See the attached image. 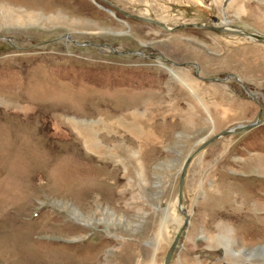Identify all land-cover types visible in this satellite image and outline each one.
<instances>
[{"label": "rangeland", "instance_id": "obj_1", "mask_svg": "<svg viewBox=\"0 0 264 264\" xmlns=\"http://www.w3.org/2000/svg\"><path fill=\"white\" fill-rule=\"evenodd\" d=\"M109 1L264 34V0ZM263 116L264 42L0 0V264H163L187 156ZM182 207L170 264H264V122L195 153Z\"/></svg>", "mask_w": 264, "mask_h": 264}, {"label": "water", "instance_id": "obj_2", "mask_svg": "<svg viewBox=\"0 0 264 264\" xmlns=\"http://www.w3.org/2000/svg\"><path fill=\"white\" fill-rule=\"evenodd\" d=\"M105 1L108 2L109 4L114 5L113 3H111L108 0H105ZM115 8L120 10L126 16L137 18V19L148 20V21H151L157 25H160L161 27L168 29V30H173V29L180 28V27H190V26H192V27L193 26L194 27H205V28H210V29L216 30V31L242 33L248 37H252L254 39H257L259 41L264 42V34L246 30L243 27H240L238 25L228 24L227 21H225L224 24H220V25L209 24V23L200 22V21L199 22L193 21V22H184V23H178L176 25H169L168 26L163 21L155 19L151 16L125 11V10H123L117 6H115ZM214 19L215 18H213V20ZM263 122H264V116L260 117V118L258 117L257 119H255L251 122H248V123H242V124L230 127V128L222 129L221 131L214 134L212 137H210L209 139H207L206 141H204L200 145H198L193 150L192 154L187 156V158L185 159L183 166H182V171H181V175H180V179H179V185H178V209H179V211H181L184 214V219H183V222L180 225L179 229L176 231L175 236L173 237V240L171 241L170 245L168 246V249H167L165 256H164V259H163V264H170L171 256H172V253H173V251L177 245L178 238L181 235L182 230L184 229L185 225L188 222V214L183 210V207H182V185L184 183V177H185L186 170H187V167L190 163L192 155H194L199 149H201L205 145V143L210 142L211 140L217 138L218 136H220L222 134L235 132V131L248 130V129H250L254 126H257Z\"/></svg>", "mask_w": 264, "mask_h": 264}, {"label": "bare ground", "instance_id": "obj_3", "mask_svg": "<svg viewBox=\"0 0 264 264\" xmlns=\"http://www.w3.org/2000/svg\"><path fill=\"white\" fill-rule=\"evenodd\" d=\"M108 10H109L110 12H112V13L114 12V10H111V9H108ZM113 14H114V13H113ZM239 34L244 35V34H242V33H239ZM244 36H246V35H244ZM246 37H248V36H246ZM248 38L254 39V38H252V37H248ZM255 40H257V39H255ZM260 42H262V41H260ZM191 154H192V153H191ZM191 154H190V155H191ZM194 155H195V154H194ZM194 155H192L191 160H192V158H193ZM191 160H190V161H191Z\"/></svg>", "mask_w": 264, "mask_h": 264}, {"label": "flooded vegetation", "instance_id": "obj_4", "mask_svg": "<svg viewBox=\"0 0 264 264\" xmlns=\"http://www.w3.org/2000/svg\"><path fill=\"white\" fill-rule=\"evenodd\" d=\"M115 11V10H114Z\"/></svg>", "mask_w": 264, "mask_h": 264}]
</instances>
